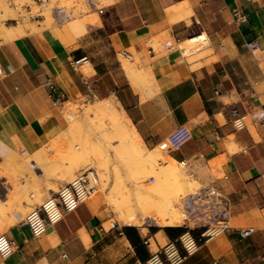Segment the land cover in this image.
Returning a JSON list of instances; mask_svg holds the SVG:
<instances>
[{
  "label": "crops",
  "instance_id": "crops-1",
  "mask_svg": "<svg viewBox=\"0 0 264 264\" xmlns=\"http://www.w3.org/2000/svg\"><path fill=\"white\" fill-rule=\"evenodd\" d=\"M235 8L246 14L241 21ZM101 9L70 42L52 28L0 36V148L33 155L50 145L67 127L63 107L72 91L114 97L147 145L169 142L170 155L220 189L230 227L211 238L186 222L116 220L112 228L105 202L89 200L40 236L25 221L12 225L6 233L20 250L0 264H137L188 231L196 246L180 264H264V52L248 46L264 47V0H111ZM97 30L105 40L93 38ZM204 33L208 42L186 54L181 42ZM52 85L66 93L61 105ZM182 129L189 136L179 142Z\"/></svg>",
  "mask_w": 264,
  "mask_h": 264
},
{
  "label": "rangeland",
  "instance_id": "rangeland-1",
  "mask_svg": "<svg viewBox=\"0 0 264 264\" xmlns=\"http://www.w3.org/2000/svg\"><path fill=\"white\" fill-rule=\"evenodd\" d=\"M110 1L111 0H95L97 8L92 9L87 0H0V36L4 38V35L2 34L3 31L9 26L17 25L18 27L25 28V30L52 28L60 37H62V39H64L66 42H70V40H73L76 36H79L87 31L90 23L96 24L99 19L100 11L102 10L101 7ZM56 5H66L68 9L74 8L77 13L65 23L57 25L53 17V9ZM30 9H32L31 12ZM80 11H82V13H80ZM31 13H42L44 14V17L40 20L34 19L31 17ZM75 19H83L85 23V31H83L82 33L77 34L69 31L70 25ZM103 34L104 33L97 30L96 32L94 31L92 35L96 41H101L102 38L104 40L106 38V35ZM193 46L194 47H192L191 50L198 47L199 44L197 43ZM121 57L122 59H124V61H128L126 60V58H130L128 56H126L125 58L123 54H121ZM76 98H74L76 100L75 111L78 117L76 118V122L73 123V127L71 128V130H69L68 128L70 125V121L68 117H66L67 115H65L66 113L64 112L67 110V105L65 103V106L63 107V113L66 118L67 127L59 135L56 136V138L51 142L50 145H46V147L49 149L56 148V150H54L53 152L60 151L63 154H61L60 156V152H58L57 154H55L56 152H50V156L52 153L58 159L56 157L53 158L52 155L47 160L46 155L43 154L41 150L42 148H40L33 155H29L28 153L21 154L19 152H13L8 148H0V154L4 157V160L0 159V174L3 175L0 176V234L9 231L10 227L12 226L11 221L13 222V225L21 221H25L26 217L24 216H27L25 213L28 214L32 209H34V207L36 208V206L38 207L39 205H41L46 198L50 197L52 194L56 193V191L59 190L60 186L57 183H52L51 178L60 180L61 185H63L73 180L82 171L91 167L95 168L98 172L99 182L97 192L99 191L98 194L101 193V196L102 198H104V202L107 208L114 215L115 218L113 220L128 223L124 218L123 213H121L120 207L124 206L126 201H129L133 205V207H135L134 209H138L136 211V213L138 212V219L134 224L144 226L148 223H157L154 219L146 217L149 212L144 210V208L141 207L140 204H138V201L140 199L139 197H141L142 195L141 193L146 192V197L149 200L157 199L158 201H162L163 199L170 197L172 200L177 201L181 216L180 222L178 224H181L182 222L185 223V203L187 198L193 193L192 191L194 189V192H196L201 186L206 185L198 178H196V175L194 174V172H192L189 163L186 161L178 160V171H180V174L183 177L182 180L179 179V181H175V179L171 177L170 179H168L169 177H165V175L161 172V168H163L161 166H165L169 162L168 158H160L161 160L159 159L158 162H156V165H152L150 161L142 159L139 160V157L137 159V156L133 152L129 151L120 154V152L117 151H123L124 148L126 149V145H124V141L119 135L118 130L115 129L116 126L113 127V125H111V123L114 124V122L111 121L112 118L108 115H106L108 116L106 117L105 115H95L94 113L87 115L85 108L96 106L98 103H100L99 99L83 96L77 99ZM115 103L116 108L118 109V111H120L121 106L118 100L115 99ZM103 116H105L106 118ZM108 119L111 121V123H109L110 121ZM107 141L112 142L110 143ZM107 143L110 144L108 145ZM161 145L162 143L152 147L146 144L147 148L150 149L149 152H153L155 149L160 148L165 153H168L170 143L167 142L166 146ZM111 149L114 150L112 151ZM118 153L120 155H117ZM61 157L63 158L61 159ZM36 159H39V161H37ZM134 160L139 161L135 162ZM52 163L56 165H53ZM69 166L73 167L72 172H69L67 170ZM127 166L130 168H128ZM104 169L108 170L107 175ZM3 170L7 173V175L5 172L3 174ZM123 173L124 176H122ZM135 176L137 178H135ZM107 177L109 178L107 179ZM6 178H10V181ZM174 181L175 184L176 182L179 183L175 185L173 183ZM128 183H130V185ZM109 186L110 188H108ZM138 186H140L142 190L138 191V188H140ZM12 188L15 189L13 190ZM131 188L135 192L131 191ZM148 188L150 189V191L148 190ZM9 191H11V193ZM50 191H52L53 193H50ZM171 191L174 193H172ZM14 192H17V194L15 195L17 198L14 196ZM16 204H21L22 206H15ZM4 206L8 207L7 210L9 209V207L13 209H10V211L8 210V212L6 210V207ZM22 207L24 208V210ZM15 208L19 210L22 209V212L25 211L23 212L22 216L23 220L22 218H20L13 221L14 214L12 213H14V210H16ZM1 209L5 210L2 211ZM25 209H27V211H30L27 212ZM3 215L6 216L3 217ZM3 218L6 219L2 220ZM9 222L10 224L7 225Z\"/></svg>",
  "mask_w": 264,
  "mask_h": 264
},
{
  "label": "built area",
  "instance_id": "built-area-1",
  "mask_svg": "<svg viewBox=\"0 0 264 264\" xmlns=\"http://www.w3.org/2000/svg\"><path fill=\"white\" fill-rule=\"evenodd\" d=\"M41 1V0H39ZM92 9L97 8L95 0H87ZM32 9H30V12ZM77 12L73 9H68L66 5H56L53 9V17L57 25L65 23L72 18ZM82 13V11H80ZM234 13L236 20L241 21L246 17L245 12L240 8H235ZM34 19H42L44 14L31 13ZM201 36V35H199ZM248 46L254 50H262L259 43L252 40L248 42ZM51 96L54 103L61 105L66 101V93L57 85H52ZM234 114H238V110L234 108ZM261 118H264V106ZM242 117L237 119L238 125L243 127ZM182 142L184 138L189 136L187 130H181ZM182 140V141H181ZM162 144L167 145V142ZM99 176L95 168H88L79 173L73 180L63 184L56 193L46 198L45 201L38 207L31 210L25 222L32 230L34 235L40 236L43 234L50 223H55L60 220L65 213L75 210L81 203L89 201L98 190ZM185 219L190 228L200 229V238H211L224 233L229 227V203L227 197L212 184L201 186L196 192L192 193L185 203ZM118 222L111 221V227L116 228ZM250 229L244 233L249 234ZM191 236L193 239H191ZM188 240L191 241L188 244ZM196 242L191 231L180 237L179 239L170 240L159 251L155 252L147 261L137 264H180L185 259L186 252L195 249ZM20 250L19 242L10 236L8 233L0 234V256L7 257L16 251Z\"/></svg>",
  "mask_w": 264,
  "mask_h": 264
},
{
  "label": "bare ground",
  "instance_id": "bare-ground-1",
  "mask_svg": "<svg viewBox=\"0 0 264 264\" xmlns=\"http://www.w3.org/2000/svg\"><path fill=\"white\" fill-rule=\"evenodd\" d=\"M99 2V1H98ZM5 5V4H4ZM180 5V4H179ZM180 7H181V5H180ZM179 7V8H180ZM185 7V6H184ZM178 8V7H177ZM184 10V9H183ZM181 11V10H180ZM188 11V10H187ZM178 12V11H177ZM179 13V12H178ZM177 13V14H178ZM181 13H182V11H181ZM176 14V13H175ZM177 16V15H176ZM177 19H178V16H177ZM70 24V23H69ZM68 24V25H69ZM70 32H72V33H82L83 31H85V23H84V21H83V19H75L74 21H72V23H71V25H70V30H69ZM26 32V30H25V28H22V27H18L17 25H14V26H9L7 29H5L4 31H3V35H4V38H5V40H10V39H12V38H14V37H19L20 35H23L24 33ZM208 36H207V34L206 33H204V34H202L201 36H199V34L198 35H194V36H192V37H189L188 39H186V40H184L183 42H181V46L184 48V51H185V53L186 54H190L191 52H193V51H195V50H197L198 49V47H196V48H194L193 50H191L192 49V47H194L193 45L194 44H199V42L201 43V42H208ZM204 47V46H203ZM62 64V63H61ZM88 64V63H87ZM87 64H85L86 66H81V68H83V70H84V72L86 73V72H88V69H90V67H91V64H90V66L88 65L87 66ZM146 68V67H145ZM148 68H149V66H148ZM147 69V68H146ZM145 69V70H146ZM82 70V71H83ZM147 71V70H146ZM144 72V71H143ZM142 72V73H143ZM151 73H152V71H150ZM138 73H140V72H138ZM145 73V72H144ZM148 74H150V73H148ZM148 74H146V75H148ZM140 75V74H139ZM146 75H145V77L144 78H147L146 77ZM150 75H153V74H150ZM143 76L144 75H142L141 76V78L143 79L142 81H141V79H138V81L140 80V83L141 82H144V78H143ZM140 77V76H139ZM154 78V77H153ZM151 79H152V77H151ZM150 79V77H149V80H151ZM70 80H72V79H70ZM147 81L146 82H148L149 80L148 79H146ZM139 84V83H138ZM136 87H138L139 88V86H136ZM140 87H141V85H140ZM142 88V87H141ZM75 92L74 91H72V92H70V95H71V98L70 99H68L67 101H66V105H67V110L66 111H64L66 114L65 115H67L66 117H68V119H69V121H70V125H69V130H71V128L73 127V123H75L76 122V118L78 117L77 115H76V111H75V107H76V100L74 99L75 97ZM99 99V101H100V103H98L96 106H92V107H88V108H85L86 109V112H87V115H90V114H95V115H108V116H110L111 118H112V120H111V118H110V120L111 121H113L114 122V124H112L111 123V121L109 122V123H111V125H113V127L114 126H116L115 127V129H117L118 130V132H119V135L121 136V138H122V140L124 141V145H126V149L124 148V150L122 151H117V152H120V154L121 153H126V152H133L137 157V159H138V157H139V160L140 159H142V160H146V161H150V163L153 165H156V162H158V160L160 159V158H168V160H169V162L165 165V166H161V167H163V168H161V172L165 175V177H169L168 179H170V177L171 178H174L175 179V181H179V179H181L182 180V177L183 176H181V174H180V171H178V165H179V161L177 160V159H175L174 157H172L170 154H168V153H165L162 149H160V148H158V149H155L153 152H149V148H147V146H146V144L144 143V141H143V139H142V137L140 136V134H139V132L137 131V129H136V127H135V125H134V123L132 122V120L130 119V117H129V115L127 114V112H126V110L121 106V108H120V111H118V109L116 108V103H115V98L114 97H109V98H98ZM119 102V101H118ZM65 106V105H64ZM105 116H103V117H105ZM108 116H106V117H108ZM105 117V118H106ZM78 120V119H77ZM68 121V122H69ZM107 142H110V141H107ZM112 142V141H111ZM110 142V143H111ZM110 143H107L108 145L110 144ZM113 145V144H112ZM161 146H163V144L161 145ZM42 152H43V154H45L46 155V159L48 160V158L49 157H51L52 155H53V158L54 157H56V156H54V154H52V153H55V154H57L58 152H60V151H55V152H53L54 150H56V148L55 149H52V148H47L46 146L44 147H42ZM112 150V149H111ZM114 150V149H113ZM112 150V151H113ZM52 151V153H51V156H50V152ZM61 152H60V156H61ZM116 154V153H115ZM119 153L117 154V155H120ZM63 155V154H62ZM123 155V154H122ZM58 156V155H57ZM59 156V157H60ZM125 156V155H124ZM127 156V155H126ZM0 159L1 160H4L3 158V156L2 155H0ZM121 157V156H120ZM57 158V157H56ZM63 157H61V159H62ZM123 158V157H122ZM58 159V158H57ZM121 159V158H120ZM37 161H39V159H36ZM51 160V159H50ZM52 160H54V159H52ZM122 160V159H121ZM124 160V159H123ZM139 160H137V161H139ZM161 160V159H160ZM132 161V160H131ZM135 161V160H134ZM137 161H135V162H137ZM55 162V161H54ZM63 162H64V160H63ZM93 162V161H92ZM133 162V161H132ZM60 163V162H59ZM53 164V163H52ZM71 164V163H70ZM93 164V163H92ZM158 164V163H157ZM53 165H56V164H53ZM72 165V164H71ZM132 165H133V163H132ZM1 167V166H0ZM128 167V166H127ZM153 167V166H152ZM156 167V166H155ZM158 167V166H157ZM160 167V166H159ZM128 168H130V167H128ZM4 169V168H3ZM126 169V168H125ZM135 169V168H134ZM67 170L69 171V172H72V170H73V167L72 166H69L68 168H67ZM129 170V169H128ZM133 170V169H132ZM152 170H153V168H152ZM181 170V169H180ZM0 171H1V169H0ZM104 171H105V173H106V175L108 174V170H106V169H104ZM4 170H3V174H4ZM103 172V171H102ZM127 172V171H126ZM160 172V173H161ZM6 173V172H5ZM101 173V172H100ZM181 173H183V172H181ZM102 174V173H101ZM100 174V175H101ZM134 174V173H133ZM132 174V175H133ZM6 175H7V173H6ZM135 175V174H134ZM183 175V174H182ZM0 176H3L2 174H0ZM9 176V175H8ZM8 176H7V178H8ZM109 176V175H108ZM122 176H124V173H123V175ZM127 176V175H126ZM6 178V179H7ZM109 177H107V179H108ZM135 178H137L136 176H135ZM126 179V178H125ZM147 179V178H146ZM184 179V178H183ZM7 180H9L10 181V178L9 179H7ZM102 180V179H101ZM123 180V179H122ZM131 180V179H130ZM173 180V179H172ZM113 181V180H112ZM124 181V180H123ZM127 181V180H126ZM175 181L173 182L174 184H175ZM104 182V181H103ZM107 182V181H106ZM130 182V181H129ZM181 182V181H180ZM137 183V182H136ZM177 183H179V182H176V184ZM13 184H15V183H13ZM107 184H109V183H107ZM118 184V183H117ZM129 185H130V183H128ZM175 184V185H176ZM11 185V184H10ZM112 185V184H111ZM131 185H132V183H131ZM150 185V184H149ZM12 186V185H11ZM15 186V185H14ZM113 186V185H112ZM134 186V185H133ZM132 186V187H133ZM136 186V185H135ZM148 186V185H147ZM120 187V186H119ZM121 187H122V185H121ZM138 187H140V186H138ZM144 187V186H143ZM150 187H152V186H150ZM197 187V186H196ZM195 187V188H196ZM16 188V187H15ZM14 188V189H15ZM105 188V187H104ZM106 188H107V185H106ZM108 188H110V186L108 187ZM129 188V187H128ZM134 188V187H133ZM145 188V187H144ZM194 188V187H193ZM198 188V187H197ZM8 189V188H7ZM13 189V188H12ZM13 189V190H14ZM132 189V188H131ZM139 190L138 191H140V190H142L141 189V187L140 188H138ZM147 189V188H146ZM191 189V188H190ZM12 190V191H13ZM105 190V189H104ZM148 190L150 191V189L148 188ZM182 190V189H181ZM16 191V190H15ZM128 191V190H127ZM130 191V190H129ZM131 191H134L133 189L131 190ZM144 191V190H143ZM188 191H189V189H188ZM187 191V192H188ZM192 191V190H191ZM194 191H195V189L192 191L193 193H194ZM10 193H11V191H9ZM99 192V191H98ZM98 192L97 193H95L94 194V196L90 199V201L92 202V203H96L97 201H104V198H102V196H101V193L100 194H98ZM135 192V191H134ZM172 192V191H171ZM191 192V193H192ZM15 193V192H14ZM106 193V192H105ZM133 193V192H132ZM132 193H129V194H132ZM146 193V192H145ZM145 193H141L142 195H141V197H139L140 199H139V201H138V204H140L141 205V207H143L144 208V210H146V211H148L149 213L146 215V217H148V218H152V219H154L157 223H162V224H165V225H177L179 222H180V219H181V216H180V210H179V208H178V202L177 201H174V200H172L170 197H167V198H165V199H163L162 201H158L157 199L155 200V199H148L147 197H146V194ZM166 193V192H165ZM170 193V192H169ZM168 193V194H169ZM172 193H174V192H172ZM186 193V192H185ZM17 194V192L14 194V196ZM128 194V193H127ZM136 194H138V193H136ZM179 194V193H178ZM106 195V194H105ZM134 195V194H133ZM180 195V194H179ZM173 196V195H172ZM16 197V196H15ZM120 197H122V196H120ZM136 197H138V196H136ZM155 197V196H154ZM161 197V196H160ZM174 197V196H173ZM11 198V197H10ZM17 198V197H16ZM158 198V197H157ZM177 198V197H176ZM107 200V199H106ZM133 200V199H132ZM108 202V201H107ZM115 202V201H114ZM3 203V202H2ZM4 204H5V202H4ZM34 204V203H33ZM124 204V203H123ZM7 206V205H6ZM6 206H4V207H6ZM9 206V205H8ZM13 206V205H12ZM15 206H22L21 204L20 205H18V204H16ZM32 206V205H31ZM113 206V205H112ZM14 207V206H13ZM37 207V206H36ZM7 208L8 207H6V210H7ZM23 208V207H22ZM29 208V207H28ZM27 208V209H28ZM35 208V207H34ZM135 207H133V205L129 202V201H126L125 202V205L124 206H121L120 207V211H121V213H123V215H124V218L127 220V222L128 223H131V224H134L135 222H136V220L138 219V212L136 213V211L138 210H136V209H134ZM10 209H13V208H10L9 207V211H10ZM16 210H14V213H12L13 212V210H12V214H14V218H13V221H15L16 219H20V218H22V216H23V212H25V211H23L22 212V209L21 210H19V209H17V208H15ZM27 209H25L26 211H27ZM30 209V208H29ZM104 209V208H103ZM2 210V209H1ZM3 210H5V209H3ZM2 210V211H3ZM7 210V211H8ZM23 210H24V208H23ZM33 210V209H32ZM8 211V212H9ZM28 211H30V210H28ZM27 211V212H28ZM101 211V210H100ZM1 213V212H0ZM9 214V213H8ZM11 214V215H12ZM26 215H27V213H25ZM7 215V214H6ZM6 215H3V217H5ZM8 216H10V215H8ZM24 217H26V216H24ZM185 217V216H184ZM7 218V217H6ZM6 218H3L2 220H4V219H6ZM123 218V217H122ZM8 220V219H7ZM11 220V219H10ZM22 220H23V218H22ZM153 220V221H154ZM18 221V220H17ZM8 222V221H7ZM7 222H5V223H7ZM11 225H13V222L11 221ZM15 223V222H14ZM156 223V224H157ZM183 223V222H182ZM181 223V224H182ZM10 224V222L7 224V225H9ZM5 225V224H4ZM191 239H193V237L191 236ZM188 242V244H190L191 243V241L190 240H188L187 241Z\"/></svg>",
  "mask_w": 264,
  "mask_h": 264
}]
</instances>
